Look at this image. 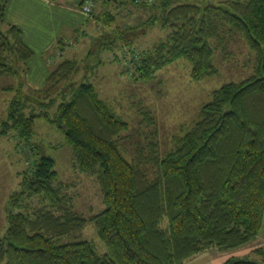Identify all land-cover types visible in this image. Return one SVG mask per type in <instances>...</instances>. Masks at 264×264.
<instances>
[{
    "label": "trees",
    "instance_id": "16d2710c",
    "mask_svg": "<svg viewBox=\"0 0 264 264\" xmlns=\"http://www.w3.org/2000/svg\"><path fill=\"white\" fill-rule=\"evenodd\" d=\"M6 1L0 5V76L19 77L20 94L0 132L10 127L28 140L35 117H50L44 107L55 93L49 119L71 147L73 168L99 185L104 207L88 218L76 212L54 160L34 152L8 200L0 264H182L206 249H235L257 238L264 217V0H161L163 16L149 23L161 20L167 37L129 60L133 78L147 80L179 58L190 64L192 78L210 75L213 50L224 46L226 34H241L255 56L253 74L215 89L163 155L156 131L126 153L127 122L89 79L73 82L75 60L51 67L45 86L33 92L41 107L35 112L22 94L32 51L20 29L4 22ZM89 222L103 253L81 237ZM257 250L259 260L229 257L221 264H264V250Z\"/></svg>",
    "mask_w": 264,
    "mask_h": 264
},
{
    "label": "rangeland",
    "instance_id": "374dc122",
    "mask_svg": "<svg viewBox=\"0 0 264 264\" xmlns=\"http://www.w3.org/2000/svg\"><path fill=\"white\" fill-rule=\"evenodd\" d=\"M64 1L74 4L76 0ZM90 1L89 12L81 11L84 0L79 11L92 15L98 21H94L92 26L88 22L76 27L77 39L70 31L66 39L73 36L74 42L57 59L73 57L77 70L73 82L89 79L100 98L111 104L127 122L122 143L129 155L137 143L145 145L146 139H151L152 131H156L155 140L160 154H165L198 119L201 107L211 99L215 89L253 74V51L241 34H226L224 46L215 45L213 50L214 72L210 75L192 78L190 64L185 58H179L156 70L147 80L133 78L129 60L138 55L139 50L150 48L167 37L168 28L161 25V20L149 23L155 16L159 17L161 0ZM18 83L19 77L0 76V130L11 103L19 97ZM33 92L26 86L22 87V94L30 98V104L38 112L41 107L37 100L34 101ZM16 99L24 102L21 97ZM58 99L53 93L54 101L44 107L51 119ZM49 118L43 115L35 117L28 140L18 138L10 127L0 132V237L8 225V200L19 190L24 173L30 169L34 152L39 151V155L54 160L59 180L68 185V192L73 196L76 212L88 218L104 207L99 185L93 177L73 168L71 147L58 125ZM81 237L92 241L99 253L106 251L93 223L86 224ZM191 263L187 260L184 264Z\"/></svg>",
    "mask_w": 264,
    "mask_h": 264
},
{
    "label": "crops",
    "instance_id": "0c3cea01",
    "mask_svg": "<svg viewBox=\"0 0 264 264\" xmlns=\"http://www.w3.org/2000/svg\"><path fill=\"white\" fill-rule=\"evenodd\" d=\"M81 2L82 0H76L74 4H68L64 0L6 1L4 22L20 29L22 41L32 51L23 74L24 86L28 89H42L54 64L64 59L75 60L73 57L57 59L68 48L67 46L74 42L73 36L66 39L68 33L73 31L74 39H77L79 34L76 27L84 26L88 22L92 26L94 21H98L93 19L92 15H85L79 11ZM1 3L2 0L0 5ZM257 249L264 250V217L260 232L254 241L230 250L212 247L190 256L184 263L188 260L193 262L191 264H221L229 257L259 260L262 252Z\"/></svg>",
    "mask_w": 264,
    "mask_h": 264
},
{
    "label": "built area",
    "instance_id": "2783aa9c",
    "mask_svg": "<svg viewBox=\"0 0 264 264\" xmlns=\"http://www.w3.org/2000/svg\"><path fill=\"white\" fill-rule=\"evenodd\" d=\"M91 1L90 0H84V2L81 4V11L86 13L91 10Z\"/></svg>",
    "mask_w": 264,
    "mask_h": 264
}]
</instances>
